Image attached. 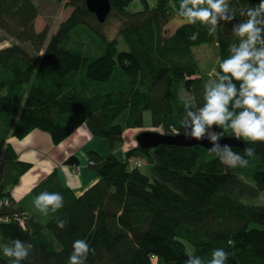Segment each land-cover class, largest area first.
<instances>
[{"label": "trees", "instance_id": "trees-1", "mask_svg": "<svg viewBox=\"0 0 264 264\" xmlns=\"http://www.w3.org/2000/svg\"><path fill=\"white\" fill-rule=\"evenodd\" d=\"M50 1L72 10L51 36L35 28L40 14L33 0H0V245L32 243L22 264H67L76 239L95 249L86 264H185L187 252L207 261L216 248L230 253L227 264H264V220L252 218L264 192V143L247 145L255 155L235 169L199 146L122 152L125 134L145 127V113L163 135L178 136L173 128L183 135L182 92L188 85L200 105L207 82L194 49L214 45L217 69L233 42L231 24L222 22L215 35L199 25L170 32L179 0H156L152 9L146 3L137 13L128 11L133 0H109L107 21H119L123 51L118 39L106 38L107 21L89 12L86 0ZM258 2L230 0V6L243 20L240 10ZM194 32L199 36L191 40ZM83 126L108 143L110 154L88 152L98 181L80 196L55 171L33 187L34 197L43 191L64 197L63 208L41 226L13 194L32 166L9 141L42 131L59 146ZM245 146L233 150L243 155ZM64 165L79 161L71 156ZM57 217L68 221L64 229ZM0 264H8L2 252Z\"/></svg>", "mask_w": 264, "mask_h": 264}, {"label": "clouds", "instance_id": "clouds-1", "mask_svg": "<svg viewBox=\"0 0 264 264\" xmlns=\"http://www.w3.org/2000/svg\"><path fill=\"white\" fill-rule=\"evenodd\" d=\"M238 20L230 0H179L176 17L181 25H199L208 35H215L223 24H231L233 42L228 55L222 58L217 69L209 74L203 85L202 104L191 97H181L183 115L179 121L183 136L189 141H206L210 155L229 168H246L255 155V148L247 145L264 143V0L255 6L241 9ZM198 32L189 37L196 40ZM230 131L236 141L246 146L243 155L233 146L221 141ZM173 134L180 132L172 129ZM34 207L44 216L55 214L64 206V197L58 192L43 191L34 198ZM68 221L57 217V227L64 229ZM22 230H27L21 221ZM34 245L15 239L11 244L0 245V252L8 264H22L29 258ZM95 252L84 239L72 243L67 264H86L89 253ZM185 264H227L229 252L213 249L205 261L189 251Z\"/></svg>", "mask_w": 264, "mask_h": 264}, {"label": "rangeland", "instance_id": "rangeland-1", "mask_svg": "<svg viewBox=\"0 0 264 264\" xmlns=\"http://www.w3.org/2000/svg\"><path fill=\"white\" fill-rule=\"evenodd\" d=\"M33 1L36 4L40 14V16L36 19L35 22V28L39 33L47 29L50 33V36L52 34H55L59 25L65 20H67L70 14L72 13L71 9H67L65 7V3L58 5L50 0ZM146 3L151 9L156 6V0H133V2L128 8V11L131 13L141 12L144 10ZM119 26V21L111 18L107 21L106 24H104L103 31L106 35L109 36L106 37L108 40L118 39V47L120 50L124 51L127 48L123 43L122 39L118 36ZM180 26H182L180 20L174 16V18L168 25L167 30L171 32L175 28L177 29ZM12 44H14L13 41L9 42L7 45L11 46ZM194 52L198 59L200 70L203 76L206 77V79L208 80L210 78L209 74L212 72L213 69H216V65L218 63V49L214 45H206L194 49ZM182 97H191V92L188 85L182 92ZM145 121L146 124L143 130H133L125 134L124 138L125 145L127 148L130 147L131 149L137 145L136 136L143 131H156L158 133L164 134V130L162 128L154 129L150 127L151 124L149 113H145ZM83 127L87 130L86 126ZM88 133H86L85 138H83L81 135V131L78 130L74 135L70 137V139H72L76 136V140L72 141L73 145H66V143L68 142L67 140L65 143L59 145V147L55 146L57 148L53 146L50 135L42 131H35L31 136L27 137L22 141H18L15 138L10 139L9 143L16 147L18 151L17 155L18 157H20V161L30 164L32 166L30 171L23 178L20 179L19 184L14 187L13 194L17 198L16 200L18 201V205L25 210V213L28 216L34 217L41 226H45L50 223L51 217L50 215L44 216L38 210L35 209L33 203L35 197L32 193L33 187L36 186L46 175L51 173V171L48 172V170L50 169L46 167L49 161L53 164L52 166L55 168L51 169L53 170V172L55 171L58 174V172L65 169L69 174L73 175L71 176L72 179H78L77 177H79L82 171L84 170V165H79L75 167L64 165L65 162H61V159H59L57 156L61 155L62 152L65 150H67V155L69 150L74 149L75 152L73 156L79 159V161L85 158V165L90 168V160L88 155V152L90 151L87 148L95 138L90 136V133ZM225 133L229 134L231 132L226 131ZM86 138L87 140H89L88 144H81V142L84 143L86 141ZM126 147H124V150H122L123 153L127 152ZM63 182L65 183V180H63ZM256 206L257 209L254 211V213H252V218L256 222H262L264 220V192L258 199V203H256Z\"/></svg>", "mask_w": 264, "mask_h": 264}, {"label": "water", "instance_id": "water-1", "mask_svg": "<svg viewBox=\"0 0 264 264\" xmlns=\"http://www.w3.org/2000/svg\"><path fill=\"white\" fill-rule=\"evenodd\" d=\"M86 7L90 13L96 16L97 20L104 24L111 12V5L109 0H86ZM136 143L141 150H152L160 146H176V147H202L208 150V144L206 141L196 142L189 141L184 138L183 135L178 136H165L153 131H143L136 136ZM223 143H228L233 146V148H238L243 146L242 141H236L233 137L226 138L221 141V146Z\"/></svg>", "mask_w": 264, "mask_h": 264}, {"label": "crops", "instance_id": "crops-1", "mask_svg": "<svg viewBox=\"0 0 264 264\" xmlns=\"http://www.w3.org/2000/svg\"><path fill=\"white\" fill-rule=\"evenodd\" d=\"M83 129H85V128L81 127V129H79V131H81L82 137L85 138L86 133H88L89 131L86 129L85 130H83ZM127 133H129V131ZM73 140H76V136L72 139L69 138L66 145L67 144L73 145V142H72ZM88 142H89V140H87V138H86V141L84 143L81 142V144H88ZM13 147L15 148L16 152L18 153L16 147L14 145H13ZM57 147H59V146H57ZM57 147H55V148H57ZM124 147H126V145ZM87 149L91 152H96L102 158H106L110 154V149H109L108 143L104 140H101V139H96V138L93 139V141L91 142V144L88 146ZM66 152H67V150L63 151L61 155L57 156L59 159H61V162H63V161L65 162L69 157L73 156L75 151H74V149L73 150L71 149V150H69L67 155H66ZM41 153H43V152H41ZM78 161H79V159H78ZM85 164H86L85 158L81 159L79 161V165H84V168H83L84 170L82 171L81 175L79 177H77L78 178L77 180L72 179L71 176H73V175L69 174L65 169L58 172V176H59V178H61L60 180H62L61 182L64 183L63 180H65V183L63 185L65 187L71 189L75 193V195H77V196L82 195L89 187H91V185L95 184L98 181L97 180L98 179L97 174L94 173L92 170H90V168ZM52 165L53 164L49 161L48 165L46 166L48 169H50V170H48V172H50V171L53 172V170H51L54 168Z\"/></svg>", "mask_w": 264, "mask_h": 264}, {"label": "bare ground", "instance_id": "bare-ground-1", "mask_svg": "<svg viewBox=\"0 0 264 264\" xmlns=\"http://www.w3.org/2000/svg\"><path fill=\"white\" fill-rule=\"evenodd\" d=\"M227 138V137H226ZM24 179H26V178H24Z\"/></svg>", "mask_w": 264, "mask_h": 264}, {"label": "built area", "instance_id": "built-area-1", "mask_svg": "<svg viewBox=\"0 0 264 264\" xmlns=\"http://www.w3.org/2000/svg\"><path fill=\"white\" fill-rule=\"evenodd\" d=\"M160 134H162V133H160ZM163 135V134H162Z\"/></svg>", "mask_w": 264, "mask_h": 264}]
</instances>
